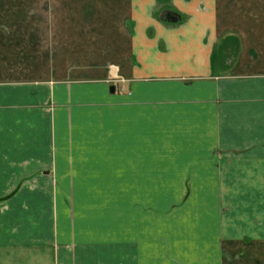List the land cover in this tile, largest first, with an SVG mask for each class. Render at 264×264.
<instances>
[{
    "label": "crops",
    "instance_id": "obj_1",
    "mask_svg": "<svg viewBox=\"0 0 264 264\" xmlns=\"http://www.w3.org/2000/svg\"><path fill=\"white\" fill-rule=\"evenodd\" d=\"M124 1L81 41L0 0V264H264V0Z\"/></svg>",
    "mask_w": 264,
    "mask_h": 264
},
{
    "label": "rangeland",
    "instance_id": "obj_2",
    "mask_svg": "<svg viewBox=\"0 0 264 264\" xmlns=\"http://www.w3.org/2000/svg\"><path fill=\"white\" fill-rule=\"evenodd\" d=\"M16 1L17 20H20V23L22 20L29 22L28 16L31 15L32 19H36L37 16L36 24L39 25L40 23H43L41 21L45 20L44 17L47 16L48 32H52L53 37L61 38L64 36L66 38L75 35L81 37V41L85 40L88 35H94L99 39H102V37L110 38L112 36L113 40H117L115 36L118 35L121 26V14L118 12H112L110 14L112 16L111 22L113 27L110 31H115L113 32V35L109 34V29L104 25L106 23L105 20H109L107 15L109 13H106L107 5L112 8L113 11H124L126 8V2L124 0H42V3L47 9V13H40L37 8L40 0H32L30 6L28 5L29 7L26 5L27 3L22 2L23 0ZM185 1L190 2L192 0ZM157 4L158 8L156 9L155 15L159 17L162 22H165L162 17L168 16L169 20L166 21L167 24H174L176 26L187 21L189 17V15L183 13L178 7H176L174 0H161L157 1ZM59 7L61 8L60 11ZM128 22L129 28H133V21L128 20ZM63 26L65 28L62 29ZM169 191L170 196L173 197L172 201H176L179 204L184 200L188 193V190L185 189ZM165 192H168V190ZM166 194L167 193L163 194L161 191V208L165 202L164 195ZM164 211H171V208Z\"/></svg>",
    "mask_w": 264,
    "mask_h": 264
},
{
    "label": "trees",
    "instance_id": "obj_3",
    "mask_svg": "<svg viewBox=\"0 0 264 264\" xmlns=\"http://www.w3.org/2000/svg\"><path fill=\"white\" fill-rule=\"evenodd\" d=\"M162 18H163V21H165L164 23L167 24L166 21L169 20V17L168 16H163Z\"/></svg>",
    "mask_w": 264,
    "mask_h": 264
},
{
    "label": "water",
    "instance_id": "obj_4",
    "mask_svg": "<svg viewBox=\"0 0 264 264\" xmlns=\"http://www.w3.org/2000/svg\"><path fill=\"white\" fill-rule=\"evenodd\" d=\"M113 89V88H112Z\"/></svg>",
    "mask_w": 264,
    "mask_h": 264
}]
</instances>
